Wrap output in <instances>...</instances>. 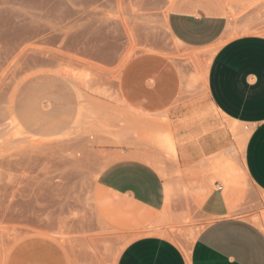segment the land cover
<instances>
[{
  "label": "rangeland",
  "instance_id": "1",
  "mask_svg": "<svg viewBox=\"0 0 264 264\" xmlns=\"http://www.w3.org/2000/svg\"><path fill=\"white\" fill-rule=\"evenodd\" d=\"M168 8L0 0V264H117L148 235L188 253L212 219L200 188L264 230V194L243 167L249 130L208 97L218 47L178 43ZM231 12L232 36H264V0ZM125 159L175 188L161 213L102 188L100 174Z\"/></svg>",
  "mask_w": 264,
  "mask_h": 264
},
{
  "label": "crops",
  "instance_id": "2",
  "mask_svg": "<svg viewBox=\"0 0 264 264\" xmlns=\"http://www.w3.org/2000/svg\"><path fill=\"white\" fill-rule=\"evenodd\" d=\"M249 0H169L168 24L178 43L217 46L207 74L208 97L230 122L246 126L244 170L264 194V36L239 34L231 10L239 12ZM244 5V6H243ZM251 15L240 18L245 24ZM238 23V22H237ZM227 130V129H226ZM99 183L115 196H127L156 215L167 205L166 182L145 161L120 160L108 166ZM211 221L185 252L169 238L148 235L130 242L117 264H264V230L253 222L227 215L223 193H196ZM190 256V257H189Z\"/></svg>",
  "mask_w": 264,
  "mask_h": 264
},
{
  "label": "bare ground",
  "instance_id": "3",
  "mask_svg": "<svg viewBox=\"0 0 264 264\" xmlns=\"http://www.w3.org/2000/svg\"><path fill=\"white\" fill-rule=\"evenodd\" d=\"M160 53V52H159ZM162 53V52H161ZM83 76V75H82ZM85 79V78H84ZM234 123H236V122H234ZM237 124V123H236ZM233 153V151L231 150V151H227V150H224V151H222L221 152V154L222 155H225V156H227V155H230L231 156V154ZM236 153V152H235ZM166 193H167V190H166ZM53 232V231H52ZM51 232V233H52ZM69 248V247H68ZM189 250V249H188ZM187 254H189V253H187ZM190 257V256H189Z\"/></svg>",
  "mask_w": 264,
  "mask_h": 264
}]
</instances>
